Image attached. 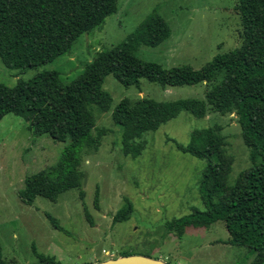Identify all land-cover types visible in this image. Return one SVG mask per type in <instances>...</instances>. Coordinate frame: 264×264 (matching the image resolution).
<instances>
[{"label":"rangeland","instance_id":"obj_1","mask_svg":"<svg viewBox=\"0 0 264 264\" xmlns=\"http://www.w3.org/2000/svg\"><path fill=\"white\" fill-rule=\"evenodd\" d=\"M117 12L103 25L82 34L70 52L53 61L25 69H11L0 57V82L13 86L39 72L56 70L64 84H70L87 62L102 50L125 41L151 14L159 13L169 23L171 35L156 47L143 45L135 55L166 68L188 65L199 69L215 55L242 44L243 27L236 0H117ZM212 84L162 87L141 79L140 88L126 86L109 74L103 88L112 96L110 110L87 104L96 128H106L96 149H85L79 187L62 193L57 201L37 196L24 202L19 191L25 178L56 164L67 141L38 134L29 122L13 113L0 121V242L8 264H44L34 254L55 256L62 264H90L132 254H150L171 264H249L253 255L245 246L227 243L226 221L210 227L189 226L182 237L170 231L167 222L205 209L200 179L207 166L177 148L174 140L188 144L195 133L209 128L224 138L226 154L233 164L229 183L252 165L251 149L245 143L238 115L233 110L213 111L196 117L189 111L144 134L145 148L137 157L124 153L122 127L113 110L123 99L169 101L181 98L205 99ZM98 196V205L95 204ZM127 199L134 212L128 220L114 216ZM86 210L92 217L87 218ZM59 220L64 230L54 227L47 214Z\"/></svg>","mask_w":264,"mask_h":264},{"label":"trees","instance_id":"obj_2","mask_svg":"<svg viewBox=\"0 0 264 264\" xmlns=\"http://www.w3.org/2000/svg\"><path fill=\"white\" fill-rule=\"evenodd\" d=\"M235 8L243 27L242 44L215 55L199 69L188 65L166 68L135 55L139 47H156L171 35L165 18L153 13L125 41L87 62L70 84H64L56 70L20 79L13 86L0 82V121L13 113L38 134L70 140L56 164L25 178L19 191L21 199L29 204L37 196L57 201L62 193L80 186L84 150L96 149L107 133L106 128H99L93 134L95 120L87 104L110 110L112 96L103 88L109 74L126 86L139 88L143 78L164 88L209 82L212 86L205 99L158 101L141 97L132 102L123 98L113 110V119L122 127L124 153L137 157L145 148L141 141L144 134L182 111L196 117L209 110L235 111L251 149L252 165L231 184L233 158L226 154L218 131L209 128L200 136L194 133L188 144L174 140L181 151L207 161L200 179L205 209L195 208L167 222V227L182 237L189 226L210 227L226 221L230 233L227 243L247 247L254 256L249 264H264V0H236ZM117 10V0H0V57L11 69L47 64L70 52L82 34L103 25ZM133 212V203L127 199L114 221L128 220ZM86 215L92 222L87 210ZM47 216L55 228L64 230L56 217ZM33 250L44 264H62L35 246ZM128 254L132 253L124 251L121 256ZM0 264H8L1 242Z\"/></svg>","mask_w":264,"mask_h":264},{"label":"water","instance_id":"obj_3","mask_svg":"<svg viewBox=\"0 0 264 264\" xmlns=\"http://www.w3.org/2000/svg\"><path fill=\"white\" fill-rule=\"evenodd\" d=\"M91 264H171L163 259L145 254H128Z\"/></svg>","mask_w":264,"mask_h":264}]
</instances>
